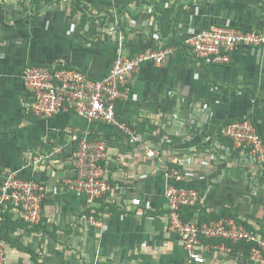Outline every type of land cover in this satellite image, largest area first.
I'll return each instance as SVG.
<instances>
[{
	"label": "crops",
	"instance_id": "crops-1",
	"mask_svg": "<svg viewBox=\"0 0 264 264\" xmlns=\"http://www.w3.org/2000/svg\"><path fill=\"white\" fill-rule=\"evenodd\" d=\"M211 25L264 31V0H0V185L20 170L45 187L39 224L22 222L12 205L0 211L6 264H196L167 230V168L199 190L200 210L226 209L264 237V166L221 134L230 120L249 117L264 138V45L237 46L229 63H207L184 39ZM163 47L173 51L162 64L145 62L118 104L137 143L74 110L41 119L28 108V64L101 78L119 54ZM85 132L108 142L102 167L114 188L96 207L69 184L72 135ZM203 244L204 264H258L221 238Z\"/></svg>",
	"mask_w": 264,
	"mask_h": 264
},
{
	"label": "built area",
	"instance_id": "built-area-1",
	"mask_svg": "<svg viewBox=\"0 0 264 264\" xmlns=\"http://www.w3.org/2000/svg\"><path fill=\"white\" fill-rule=\"evenodd\" d=\"M184 44L195 56L210 64H227L231 53L241 45L260 47L264 45L262 29L245 30L231 25H211L190 33ZM173 51L171 47L149 48L135 56L119 54L111 69L101 78H94L85 71L64 64L26 65L22 81L29 93L28 108L37 117L46 119L67 110H74L89 122L116 125L125 132L132 143L140 141L136 132L119 121L118 104L132 93V79L140 67L148 61L162 64L165 56ZM222 136L228 138L238 148L248 150L259 166H264V138L252 118H236L227 122ZM76 144L73 165L75 176L69 181L70 188L83 193L91 207H96L113 186L106 179L102 162L108 157V142L94 139L89 132L73 134ZM148 155L157 152L150 149ZM41 160V158H39ZM165 175L173 180L167 185L165 196L168 205L167 230L178 236L190 260L204 264L205 239L221 238L233 243H252L250 256L258 264H264V237L254 229H249L243 221L226 216L199 222L197 218L185 221L182 208L200 206L201 193L195 187L180 185L184 180L177 168H167ZM45 187L39 181L25 177L20 170H11L0 185V211L12 205L19 219L28 225H37L43 218V198ZM134 205H140V198H133ZM91 222L100 224L94 216ZM225 247V246H223ZM0 264H6V246L0 238Z\"/></svg>",
	"mask_w": 264,
	"mask_h": 264
},
{
	"label": "trees",
	"instance_id": "trees-1",
	"mask_svg": "<svg viewBox=\"0 0 264 264\" xmlns=\"http://www.w3.org/2000/svg\"><path fill=\"white\" fill-rule=\"evenodd\" d=\"M201 206H185L182 208V217L185 221L197 218L198 221L201 223L203 221H210L213 219H219L226 216H233L232 214H229V212L226 209L221 210L220 212L210 213L207 214L206 211L200 210ZM1 214V212H0ZM236 218V217H235ZM237 219V218H236ZM241 221L240 219H237ZM244 224L249 228L253 229L251 226L248 225V223L244 222ZM206 240V239H205ZM226 244L230 246L233 251H242L246 256L250 255V251L252 248V243L246 242V241H238V242H231L228 240H225Z\"/></svg>",
	"mask_w": 264,
	"mask_h": 264
}]
</instances>
